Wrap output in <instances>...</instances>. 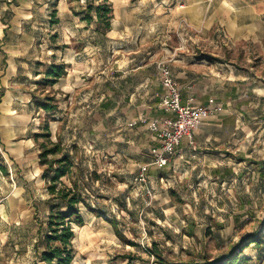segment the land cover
Wrapping results in <instances>:
<instances>
[{
    "label": "rangeland",
    "instance_id": "obj_1",
    "mask_svg": "<svg viewBox=\"0 0 264 264\" xmlns=\"http://www.w3.org/2000/svg\"><path fill=\"white\" fill-rule=\"evenodd\" d=\"M111 1L116 33L107 34L96 30L95 22L88 24L83 19L79 11L85 0H28L30 6L21 11L31 20L25 31L22 27L27 37L9 43H23L22 77L32 74L29 84L19 87L33 92L35 103L47 94L59 101L56 120L50 122L52 139L61 137L64 148L75 151L76 161L83 167L82 193L103 212L97 216L83 205L86 226L74 224L75 262L161 264L151 252L155 245L162 258L172 264L213 260L259 229L264 220V8L251 26L255 29L252 38L236 40L233 29L222 19V25L210 29L207 40L191 45L195 58L244 78L236 105L231 107L235 112L227 113L235 117L228 123L229 129L237 132L230 141L231 149L207 164L196 159L184 170L178 169L174 160L163 168L152 164L149 182L142 186L139 169L151 160L140 158L142 148L131 143L132 138L123 130L132 111H121L126 110L123 102L127 98L122 91L126 82L119 67L113 66V56L123 47L121 27L143 24L144 38L152 42L157 39L153 27L161 15L149 10L135 14L130 6L126 12L124 0ZM54 2L58 4L55 18ZM144 2L150 7L149 1ZM6 58H0L2 67ZM62 62L68 72L59 86L38 84L44 75L36 74ZM128 100L131 102L129 96ZM117 101L123 106L116 110ZM46 118L53 117L40 109L35 118L37 132ZM151 120L143 117L137 125ZM34 141L40 149L43 138L35 137ZM10 150L0 141V165L7 167V171L0 170V264H43L40 253L45 248L46 226L42 223L51 207L48 182L42 178L44 168L40 165L41 172L34 169L31 155L24 166L12 162ZM62 180L71 184L67 176ZM22 187L26 196L21 197L18 191ZM241 256L250 258L248 264H264V260L258 261L254 243Z\"/></svg>",
    "mask_w": 264,
    "mask_h": 264
},
{
    "label": "crops",
    "instance_id": "obj_2",
    "mask_svg": "<svg viewBox=\"0 0 264 264\" xmlns=\"http://www.w3.org/2000/svg\"><path fill=\"white\" fill-rule=\"evenodd\" d=\"M27 1L0 0V58L3 55L7 57L4 67L0 61V141L3 148L14 151H9L12 162L17 161L24 166L29 160L27 156L31 155V166L41 172L40 150L34 145L37 132L35 118L40 114V109L33 101V92L19 87L29 84L32 74L27 73L26 78L22 77L24 66L20 60L23 54L20 48L23 43L21 46L9 44L12 39L27 37L22 27L24 25L25 31V25L31 22L30 16L21 14L22 9L26 10L25 7L30 6ZM144 1H149L150 7L145 6L148 2ZM124 4L126 12L127 6H130L134 7L135 14L149 10L151 14L161 15L153 27L157 39L152 42L144 38L143 24L121 27L120 44L123 47L116 50L113 56L116 65L113 66L119 67L120 76L126 82L122 89L127 98L123 102L126 110L121 111H132L133 118H129L123 127L125 135L132 138L131 143L136 142L142 148L138 151L142 154L140 158L151 160L150 149L156 144L155 136L147 123L142 126L137 124L142 122L143 117L151 120L173 116L160 106L164 88L157 63L162 59L171 66L179 82L184 104L192 99L194 104L206 105L209 98H215V110L195 131L194 142L190 143L187 137L182 139L178 153L172 158L175 166L184 170L188 164H195L196 159L201 164H207L212 161V157L223 158L232 147L230 141L234 134H237L228 126L235 117L227 113L235 112L231 107L236 105L237 93L244 78L235 73L233 76V72L229 75L223 71L224 68L217 69L214 63L206 59L195 58L191 45L196 41L207 40L210 29L222 25V19L225 25L233 29L236 40L252 38L255 29L251 26L261 14L264 0H124ZM183 21H186L188 28L183 25ZM108 32L116 33L112 27ZM172 44H176V48H171ZM179 50L188 54H179ZM117 53L120 54L116 58ZM41 75L44 74L35 76ZM62 78L55 87L60 85ZM123 104L117 101L116 110L121 109ZM22 190L19 188L18 194L21 191V197L26 196L23 187Z\"/></svg>",
    "mask_w": 264,
    "mask_h": 264
},
{
    "label": "trees",
    "instance_id": "obj_3",
    "mask_svg": "<svg viewBox=\"0 0 264 264\" xmlns=\"http://www.w3.org/2000/svg\"><path fill=\"white\" fill-rule=\"evenodd\" d=\"M86 5L79 11L83 13V19L88 24H96V30L107 33L112 27L113 2L111 0H85ZM58 4L54 2L52 16L55 18L58 13ZM59 20L56 19L55 22ZM211 58L210 56H208ZM68 68L66 63H52L47 67L44 78L39 85H55L62 76L66 75ZM38 109H43L46 114L51 115L52 119H45L41 126V131L35 133L36 140L43 138L39 143V162L43 166V178L48 182L47 189L50 195L51 207L48 219L42 223L45 224L42 244L44 250L40 253V259L43 264H73L75 262L74 246L72 241L76 236L74 224L84 226L85 220L82 214L83 205L92 213L100 216L103 212L95 208L82 193L83 182L81 175L83 171L82 164L76 161V153L72 149L64 148L62 138L53 140L50 122L56 120L55 114L59 110V101L54 95L47 94L43 100L36 101ZM76 148V147H74ZM1 157V153H0ZM7 171V167L0 165V170ZM75 172L77 176L74 177ZM68 177L71 184L62 179ZM80 176V177H79ZM120 233V232H118ZM119 235V234H118ZM121 235V233H120ZM133 244V242H129ZM254 243L257 249L258 261L264 260V220L261 227L242 237L230 251L216 256L215 259H205L199 264H248L250 258L241 256L247 246ZM161 264H172L162 258L157 251L156 245L151 250ZM133 259V258H132ZM182 264H196L186 263Z\"/></svg>",
    "mask_w": 264,
    "mask_h": 264
},
{
    "label": "built area",
    "instance_id": "obj_4",
    "mask_svg": "<svg viewBox=\"0 0 264 264\" xmlns=\"http://www.w3.org/2000/svg\"><path fill=\"white\" fill-rule=\"evenodd\" d=\"M182 23L188 28L186 21ZM158 64L160 80L164 88L161 104L173 116L153 119L148 123L149 129L155 136L156 144L150 149L151 161L139 169L138 178L142 186L149 182L150 165L163 168L170 164L172 158L178 153L182 139L187 137L189 142L193 143L195 131L215 110L214 97L209 98L206 105L194 104L192 99L184 104L179 82L175 79L171 66L166 60H161Z\"/></svg>",
    "mask_w": 264,
    "mask_h": 264
}]
</instances>
